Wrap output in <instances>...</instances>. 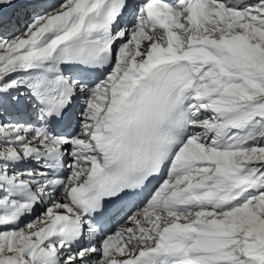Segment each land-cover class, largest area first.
<instances>
[{"label":"snow or ice","instance_id":"snow-or-ice-1","mask_svg":"<svg viewBox=\"0 0 264 264\" xmlns=\"http://www.w3.org/2000/svg\"><path fill=\"white\" fill-rule=\"evenodd\" d=\"M0 264H264V0H0Z\"/></svg>","mask_w":264,"mask_h":264}]
</instances>
